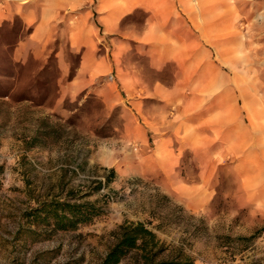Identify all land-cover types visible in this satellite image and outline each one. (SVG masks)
<instances>
[{
	"label": "rangeland",
	"instance_id": "rangeland-1",
	"mask_svg": "<svg viewBox=\"0 0 264 264\" xmlns=\"http://www.w3.org/2000/svg\"><path fill=\"white\" fill-rule=\"evenodd\" d=\"M96 5L79 11L91 9L93 27ZM198 5L209 9L201 28L192 14L155 16L150 27L160 29L148 42L141 8L122 19L121 34L100 28L94 56L106 58L108 71L88 83L75 79L83 51L67 36L55 37L42 59L33 49L18 57L30 29L20 17L1 24L0 264H100L127 221L146 223L194 264L264 257L263 236L247 249L226 240L264 226V200L253 195L264 190V0ZM180 40L199 53L188 70ZM195 70H203L199 91ZM159 84L177 90L150 96ZM160 141L178 153L174 172L156 164ZM70 194L102 214L69 232L27 220L40 199Z\"/></svg>",
	"mask_w": 264,
	"mask_h": 264
},
{
	"label": "crops",
	"instance_id": "crops-1",
	"mask_svg": "<svg viewBox=\"0 0 264 264\" xmlns=\"http://www.w3.org/2000/svg\"><path fill=\"white\" fill-rule=\"evenodd\" d=\"M93 0H0V26L2 23L10 21L13 17H20L24 27L30 29L27 41H20L15 47V55L21 56L22 54L33 49V54L42 59V54L47 53L48 47L52 44L57 36H67L69 47L74 50H82L83 55L80 61V66L75 79L82 82V77L85 82L91 81L92 77L102 76L108 71L106 58L99 56L98 59L94 56L97 43L95 42V35H99L100 28L103 33L107 34H121V21L130 14L132 11L141 8L143 11L148 12V18L144 22V40L153 38V34L159 31L160 28L153 29L150 25L155 16L173 14H192V27L196 29L194 24H198L201 20V14L209 12L204 5L198 7L194 6L199 0H173V5L180 4L178 10L173 5H170L172 0H96L97 5L94 8V13L98 16L99 27L94 24V27L89 23L88 18L91 9L85 12L83 8L89 7L90 2ZM163 5L166 10H164ZM180 10V11H179ZM93 15V13H92ZM158 25V24H157ZM200 27V24L197 25ZM141 38V37H140ZM163 42L162 38H158ZM142 41V39H141ZM179 44L183 45L184 54L180 62L183 67L188 70L196 65L199 53L191 52L188 54V46L184 40H180ZM196 49V48H195ZM190 63V65H189ZM187 72L185 75L187 76ZM201 72V73H200ZM198 72L195 70V79L197 84L192 91H199L201 85L202 89L204 83L199 84V78L202 79L203 70ZM191 73V72H190ZM193 73V71H192ZM192 73L190 77H192ZM188 87V86H187ZM177 90L175 86H164L159 84L154 88H149V95L156 96L158 94H174ZM161 141L157 146L156 151V164L165 173L174 172L178 163V153L174 150L168 149ZM166 148V149H165ZM259 191H263L261 197L256 196ZM253 195L256 198L264 200V190L257 189Z\"/></svg>",
	"mask_w": 264,
	"mask_h": 264
},
{
	"label": "trees",
	"instance_id": "trees-1",
	"mask_svg": "<svg viewBox=\"0 0 264 264\" xmlns=\"http://www.w3.org/2000/svg\"><path fill=\"white\" fill-rule=\"evenodd\" d=\"M114 174V170L108 171L105 184L109 183ZM97 185L95 190L102 186L100 181H97ZM82 198L83 196L70 194L63 198L40 199L36 202L37 206L27 212L26 218L32 226L40 230L45 228L50 233L75 231L78 226L89 224L102 214L96 202L79 201ZM30 232L37 234L31 230ZM111 236L114 241L100 264H120L128 258L133 260V264H194L189 256L165 246L146 223L127 221L112 232ZM261 236L264 239V226L248 237H226V240L229 245L236 241L243 249H247ZM253 264H264V257Z\"/></svg>",
	"mask_w": 264,
	"mask_h": 264
}]
</instances>
